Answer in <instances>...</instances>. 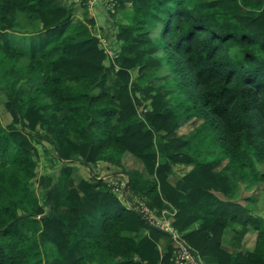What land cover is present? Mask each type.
I'll return each instance as SVG.
<instances>
[{
	"label": "trees",
	"instance_id": "16d2710c",
	"mask_svg": "<svg viewBox=\"0 0 264 264\" xmlns=\"http://www.w3.org/2000/svg\"><path fill=\"white\" fill-rule=\"evenodd\" d=\"M116 1L112 61L83 0L84 19L65 0H0L12 117L0 120V264H170L171 236L139 203L176 210L174 227L203 257L264 264V217L234 199L241 182L264 183V0ZM31 136L64 164L41 177L45 203L30 187ZM73 162L91 177L77 180ZM101 162L120 171L101 177ZM177 164L193 167L173 183ZM123 182L131 206L116 193ZM233 224L241 241L256 231L248 249L224 245Z\"/></svg>",
	"mask_w": 264,
	"mask_h": 264
},
{
	"label": "rangeland",
	"instance_id": "374dc122",
	"mask_svg": "<svg viewBox=\"0 0 264 264\" xmlns=\"http://www.w3.org/2000/svg\"><path fill=\"white\" fill-rule=\"evenodd\" d=\"M65 1L76 3L77 6L75 7V11H76L75 17L76 19H84L85 14L79 2L80 0L79 1L65 0ZM88 11L91 15H95L96 17V24L93 27L95 33L100 37L101 42L103 46L106 48V50L112 52L111 55L114 56L117 52H119L118 51L119 49L117 48L116 45H120V41L118 40H117L118 42L116 41L117 25L115 18L111 17L104 9L99 11L89 9ZM116 20L125 21L122 12L117 15ZM18 35L20 34H13V36H15L16 39L19 37ZM21 37L23 38L18 40L17 42L22 46L26 47L27 43L30 40L29 36H25V37L21 36ZM108 62L109 61H107V63ZM132 73H133V77H137V71H134ZM4 77H5V69L0 66V84L2 83ZM6 100L7 97L5 96L4 92L0 90V120L2 124L5 126H7L12 120L11 114L6 108ZM41 133L44 134L45 131H41ZM192 135L193 133L191 132L188 133L189 137H192ZM32 141L38 150V166L36 168V176L31 180L30 187L33 191H35L38 194L41 203H45L46 188L40 185L41 177L46 174L57 175L59 170L64 166V164L63 162L58 160L53 145H51L48 141L44 140L41 137H35V136L32 137ZM129 164L131 165L132 168L138 167L139 160L130 154ZM72 166L73 169H77L75 174V178L77 180L80 179L81 177H86V178L91 177L90 170L82 163L73 162ZM107 166L108 163L106 162L99 163L94 170L95 174L107 176L108 169L111 168V167L107 168ZM192 167L193 165H184V164L175 165L176 177H174L173 180H176L178 176L187 173ZM72 174L74 175V173ZM254 193H256V196L252 200H249L248 197L253 195ZM234 199L238 201H242L244 204L249 202L252 208V213L264 217V183L261 182L258 187L257 184L244 182V185L237 187L236 192L234 194ZM51 205H52V201L49 202V204L46 206V209L49 210ZM230 225L226 229L227 237H229V239H232L237 243L240 242V245L242 246V241L239 239L240 236L239 233L243 230V228H241V226L239 225L235 226V224H233V227H231L232 225L231 226ZM235 227H237L238 230H235L234 229ZM235 232H237V235H235L236 234ZM250 232L251 234H254L256 231L250 230ZM44 251L46 253L47 259L54 257V255L56 254L55 248L49 244L44 246Z\"/></svg>",
	"mask_w": 264,
	"mask_h": 264
},
{
	"label": "built area",
	"instance_id": "2783aa9c",
	"mask_svg": "<svg viewBox=\"0 0 264 264\" xmlns=\"http://www.w3.org/2000/svg\"><path fill=\"white\" fill-rule=\"evenodd\" d=\"M84 3L89 9H105L109 11H115L117 4L116 0H84ZM111 53V52H110ZM113 183L117 185V181L112 179ZM116 192L120 195L123 192V186L119 185L116 187ZM138 207L141 212L148 218L153 224H156L163 229L169 230L173 233L176 241L175 249L170 264H206L202 257L174 230L171 225V221L167 216L168 211H163L162 215L159 216L155 212H151L150 208L139 203ZM162 264V263H160Z\"/></svg>",
	"mask_w": 264,
	"mask_h": 264
},
{
	"label": "clouds",
	"instance_id": "9594fccd",
	"mask_svg": "<svg viewBox=\"0 0 264 264\" xmlns=\"http://www.w3.org/2000/svg\"><path fill=\"white\" fill-rule=\"evenodd\" d=\"M79 1V0H78ZM80 2V4L82 3V0H80L79 1ZM83 2H84V0H83ZM68 3H71L70 1L68 2ZM85 4V3H84ZM86 5V4H85ZM86 7H87V9H88V6L86 5ZM103 9V8H102ZM102 9H96L95 11H99V10H102ZM89 10V9H88ZM105 10V9H104ZM105 11H107V10H105ZM111 12H114V11H107V13L111 16V17H113L112 15H111ZM92 16H94L95 17V15H92ZM95 20H96V17H95ZM98 36V35H97ZM99 37V36H98ZM99 39H100V37H99ZM116 41H117V39H116ZM100 42H101V39H100ZM118 42V41H117ZM101 45L103 46V44H102V42H101ZM104 47V46H103ZM119 47H120V45H119ZM119 47H118V49H119ZM105 48V47H104ZM105 50H106V48H105ZM119 51V50H118ZM106 52L108 53V55H109V58H111L112 59V61L113 60H115L116 58H117V56H118V52L114 55V56H112L111 54H112V52L110 53L109 51H107L106 50ZM109 61V60H108ZM112 167H114V166H112ZM117 171H120L118 168L116 169V171L115 172H108V174H107V176L105 175V177H108V175L109 174H113V173H116ZM101 177H103L102 175H101ZM110 178V180H112V179H117V180H119L118 178V176H116L115 174L114 175H112V176H110L109 177ZM126 184H127V182H123V184H122V186H123V192H122V194H118L117 192V195L119 196V198L121 199V201L123 202V204H125L126 206H131L132 204H131V202H129L127 199H126V197H125V194H124V191L125 190H127V188H126ZM163 211H168V213H167V215H169L168 216V218L170 219V221H171V225L174 227V225H173V217H174V215H175V213H176V210H173V211H171V210H168V209H163L162 211H161V214L159 215V216H161L162 215V213H163ZM152 223V222H151ZM156 225V224H155ZM156 226H158V225H156ZM158 227H160V226H158ZM162 230H164L166 233H168L170 236H171V239L173 240V248L175 249V245H176V241H175V239H174V236H173V233L171 232V231H169V230H166V229H163L162 227H160ZM174 230L175 231H177V233L181 236V238L183 239V237H182V235H181V233L174 227ZM174 251V250H173ZM196 251V250H195ZM197 252V251H196ZM198 253V252H197ZM199 254V253H198ZM200 255V254H199ZM173 256V255H172ZM201 256V255H200ZM202 257V259H203V256H201ZM172 259V258H171ZM204 260V259H203ZM160 263H162V262H160ZM159 263V264H160ZM171 263V262H170ZM162 264H164V263H162Z\"/></svg>",
	"mask_w": 264,
	"mask_h": 264
},
{
	"label": "crops",
	"instance_id": "0c3cea01",
	"mask_svg": "<svg viewBox=\"0 0 264 264\" xmlns=\"http://www.w3.org/2000/svg\"><path fill=\"white\" fill-rule=\"evenodd\" d=\"M117 46V48L119 47V45H116ZM111 167V168H110ZM107 168H110V169H108V172L110 171V172H115L116 171V167H112L111 165H109L108 164V166H107ZM192 169V168H191ZM190 169V170H191ZM175 166H174V172H175ZM76 171H77V169H75V171H74V176H75V174H76ZM186 174V173H185ZM184 175V174H183ZM183 175H180V176H178V178H176V180H173L172 179V182L173 183H176V181L181 177V176H183ZM176 177V176H175ZM84 178H86V177H84ZM241 185H244V182H241L240 184H239V187L241 186ZM198 225V224H197ZM238 228L237 227H235V230H237ZM234 231V230H233ZM232 231V232H233ZM236 234L235 235H237V232H235ZM251 236H253V234H251V232H248V234L246 235V237L243 239V241H242V246L240 245V242L239 243H237V242H235L234 240H232V239H229V237H227V232H225V234H224V237H223V243H224V245L228 248V249H230V250H234V249H236V248H239L240 246L242 247V248H244V249H248L250 246H251V243H250V240H251ZM253 238L254 237H252V240H253ZM172 240V239H171ZM251 240V241H252ZM162 243H163V246H165L166 244H167V242H166V240H162ZM174 242H173V240H172V244H173ZM161 246V249H163V246L162 245H160ZM203 259H204V262L206 263V264H218L216 261H214V259H212V258H208V257H203Z\"/></svg>",
	"mask_w": 264,
	"mask_h": 264
},
{
	"label": "water",
	"instance_id": "95a60500",
	"mask_svg": "<svg viewBox=\"0 0 264 264\" xmlns=\"http://www.w3.org/2000/svg\"><path fill=\"white\" fill-rule=\"evenodd\" d=\"M126 188H127V189L129 188V183L126 184Z\"/></svg>",
	"mask_w": 264,
	"mask_h": 264
}]
</instances>
